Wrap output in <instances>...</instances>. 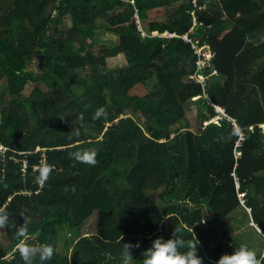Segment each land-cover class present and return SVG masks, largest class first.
<instances>
[{
    "label": "trees",
    "instance_id": "1",
    "mask_svg": "<svg viewBox=\"0 0 264 264\" xmlns=\"http://www.w3.org/2000/svg\"><path fill=\"white\" fill-rule=\"evenodd\" d=\"M192 1L0 0V264L45 244L44 264H125V243L127 263L142 264L173 235L216 264L247 244L237 211L264 264V0ZM190 29L213 53L203 84L180 37ZM99 32L116 39L97 45ZM191 104L198 132L180 128ZM90 222L70 245L60 236Z\"/></svg>",
    "mask_w": 264,
    "mask_h": 264
},
{
    "label": "clouds",
    "instance_id": "2",
    "mask_svg": "<svg viewBox=\"0 0 264 264\" xmlns=\"http://www.w3.org/2000/svg\"><path fill=\"white\" fill-rule=\"evenodd\" d=\"M115 36V35H113ZM106 110L101 107L94 113V118L99 119L106 117ZM78 134V132H77ZM77 159H80L79 153H73ZM84 162L94 164L95 152L84 158ZM47 171V169H45ZM9 222L8 214L0 213V228L6 226ZM178 232L179 229H176ZM198 241L192 243L188 250L181 252L180 249L185 246L183 238H176L174 235L171 239L164 240L163 238H156L153 240L150 248L144 251L142 264H202L201 259L197 255ZM139 245H136L138 247ZM122 255L127 264V261L132 260L131 250L133 245L125 243L121 245ZM53 247L49 244L41 245L39 247L26 246L21 247L22 258L24 264H33V258L39 256L42 264L50 261L53 256ZM216 264H260L255 251L250 250L247 245H241L230 255H223L219 258Z\"/></svg>",
    "mask_w": 264,
    "mask_h": 264
},
{
    "label": "rangeland",
    "instance_id": "3",
    "mask_svg": "<svg viewBox=\"0 0 264 264\" xmlns=\"http://www.w3.org/2000/svg\"><path fill=\"white\" fill-rule=\"evenodd\" d=\"M205 6L206 5H203L201 8H198V9H205ZM116 39V36H113L111 34H101L99 32L98 34V37L96 38V43L97 45H100V44H103V43H106L108 41H111V40H114ZM204 53L207 54V50L205 49L204 50ZM29 69H31V71H36L37 70V60H33L32 63L30 64L29 66ZM215 74V73H213ZM201 81H203V78H200ZM4 84V83H3ZM70 84H73L72 87H69V89H72V91L76 94V95H79L81 94V91H82V85H81V80L80 78L78 77L77 79H75L74 82H70ZM35 88V85L33 83H29L27 84L25 90H24V95H28L31 91H33ZM1 89H4V88H0ZM207 102L210 104V101L204 97ZM198 98H194L193 100H197ZM198 105V103H197ZM196 104H191L188 106V108L186 109V121L183 122V124H181L180 128H186V129H189L193 132H198L200 129H201V118H200V114H199V109L197 107ZM223 109L220 108V110L217 111V113L219 114V116H222L221 114V111ZM219 121L218 118H215L214 119V122L217 123ZM264 131V129H263ZM6 150V148H4L3 146H0V151L1 152H4ZM40 150H43L41 149L40 147H36L35 151H40ZM19 154H22V152H19ZM242 203V201H241ZM243 205V204H242ZM244 206V205H243ZM239 216H240V222L243 223L245 225V229H244V232L242 233V236H243V240L245 242H247V244L245 245H248L250 247L254 246V243H255V235L256 233L249 228L248 226V221L247 219H245V217L242 215V213L240 211H237L236 212ZM234 222V218H230V222L228 223H233ZM93 228V223H89L87 224L84 228H80V229H77L75 231H70V230H66L65 231H61V237L64 238V240H68L66 241V244L67 245H70V243L73 242L74 239H78L79 236L83 233H89ZM82 232V233H81ZM72 241V242H70ZM264 242V241H263ZM0 245H3V246H6V242L4 241V233L2 230H0ZM64 241L63 239L60 240L59 242V245H58V252L61 253V254H66V250L64 248ZM127 264H131V263H127Z\"/></svg>",
    "mask_w": 264,
    "mask_h": 264
},
{
    "label": "built area",
    "instance_id": "4",
    "mask_svg": "<svg viewBox=\"0 0 264 264\" xmlns=\"http://www.w3.org/2000/svg\"><path fill=\"white\" fill-rule=\"evenodd\" d=\"M194 7H198L201 8L198 5V0H193L192 1ZM191 15L194 17L193 23L194 25L196 24V20H195V12H191ZM136 18H138V16L136 15ZM137 24H138V28L139 30L142 32L143 35H145V32L143 31L139 20L137 19ZM194 33L193 29H190V31L182 36H180L185 42L189 43L191 45V48L194 52V54L197 56L196 59V73L194 75H192L190 77L191 80L196 81L200 84H203L205 82V77L202 76V74L200 73L202 70L206 69L207 67L210 66V61L213 57V53L210 50V47L207 44H203L200 45L199 42L197 40H193L191 38V35ZM168 37H173L175 35L172 34H168ZM164 37H166L164 35ZM176 37V36H175ZM207 50V54L204 53V50ZM213 73H216L215 71H213ZM200 78H203V81L200 80ZM207 98V96H205ZM220 110V108L216 107V111ZM222 117H226L224 110L221 111ZM239 132V130H238ZM243 138V135H241V139ZM26 165V162H25Z\"/></svg>",
    "mask_w": 264,
    "mask_h": 264
},
{
    "label": "water",
    "instance_id": "5",
    "mask_svg": "<svg viewBox=\"0 0 264 264\" xmlns=\"http://www.w3.org/2000/svg\"><path fill=\"white\" fill-rule=\"evenodd\" d=\"M41 59V58H40Z\"/></svg>",
    "mask_w": 264,
    "mask_h": 264
}]
</instances>
